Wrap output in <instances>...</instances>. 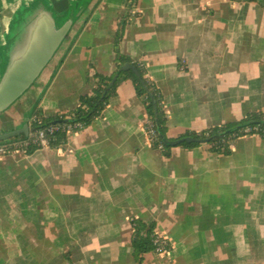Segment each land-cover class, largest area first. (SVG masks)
Instances as JSON below:
<instances>
[{
    "label": "crops",
    "instance_id": "1",
    "mask_svg": "<svg viewBox=\"0 0 264 264\" xmlns=\"http://www.w3.org/2000/svg\"><path fill=\"white\" fill-rule=\"evenodd\" d=\"M51 2L59 12L70 4ZM6 3L16 0H0V14ZM95 8L83 31L96 22L97 38L103 31L115 38L126 20L119 50L143 64L162 92L169 138L264 111V0H98ZM114 38L99 66L84 65L81 83L89 69L106 76L115 71ZM133 87L126 85V92L134 93ZM118 98L119 87L110 104ZM116 106L128 109L121 101ZM108 119L104 113L96 121ZM146 120L145 113L134 129L144 138L131 145L133 158H103L128 148L114 133L95 144L100 156L77 157L90 148L83 145L84 130L69 135L63 149L0 156V264H68L65 251L70 264H138L131 243L133 219L154 222L155 234L171 246L168 254H147L143 264H264V140L240 137L227 156L203 146H173L167 156L151 145ZM61 162L66 189L58 190ZM74 176L81 178L79 190H73ZM63 193L70 197L64 207L56 201ZM44 198L52 199L45 215L61 210L63 219L56 212L43 225L26 221V214L40 212ZM180 247L186 257L174 255ZM23 253L32 261L18 262ZM76 256L79 263L72 262Z\"/></svg>",
    "mask_w": 264,
    "mask_h": 264
},
{
    "label": "rangeland",
    "instance_id": "2",
    "mask_svg": "<svg viewBox=\"0 0 264 264\" xmlns=\"http://www.w3.org/2000/svg\"><path fill=\"white\" fill-rule=\"evenodd\" d=\"M87 2L88 4L85 5ZM97 3L98 0H82L81 5H78V7L80 6L78 9L80 16L74 23L69 36L65 39L57 51L54 59L45 68L40 77L35 81L34 85L17 102H15L10 107V109L0 115V134L18 130L25 123L30 122L33 117V113L37 108H40L46 117L70 113L77 107L78 99L80 98L79 96L87 92L89 93L96 85V80L94 79L93 74L99 73L100 71L98 69L91 71L90 69L93 68L92 65L99 66L101 64V56L103 55L104 50H108L112 46L114 38V35H112L111 31H103V36L97 38L96 34L99 33H97L98 26L96 22L93 23L94 26L92 29L83 31L87 25L89 16L96 9L95 7ZM92 56L96 58V61H91ZM89 64H92L88 71L89 73L88 75L84 74V82L81 83L84 65L88 67ZM57 65H59V68L62 67V71L59 73ZM126 85L133 87L130 81L122 82L119 86V98L114 99L110 104L113 106V108L111 110H105V115L109 116L107 123H103L102 121H94L92 124L77 130L78 133L82 132L83 130L84 132H87V134L82 137V141L83 145L90 146L89 149H86L83 152L80 151L77 155L75 154L77 157L86 161H90L100 156L102 153L99 147H96L95 144L100 139H106L109 136H112L113 133L116 138H119L120 142L127 143L128 148H124L118 152H112L108 156L105 154L103 158L117 159L122 158L127 154L131 158L134 157V151L131 145H133L134 141L138 140V137L141 139L144 138V136L141 137L140 135L135 134L134 129L143 119V116L146 113V107L145 104L137 96H135V92H126ZM120 101L123 102L128 108L127 110H119L123 109L122 106H116V103ZM118 130L120 132L119 134ZM154 150L161 153L157 148ZM28 170L31 176V174H33L32 167L30 166ZM65 175L66 167L64 163L61 162V164L58 165L57 173L58 190L66 189V183L63 181L66 177ZM75 178L77 181L73 182V190H79L82 188L83 184L81 182L80 176ZM16 185L17 184L14 182L13 186ZM27 186L28 185H26V190L28 191L29 186ZM32 195L33 189L31 188L30 194L26 193V204L28 200L31 201ZM43 200H45V202ZM69 200L70 197H68L67 194L64 196V193L60 195L58 194L56 198L57 203L62 207H64L65 203ZM72 200H75V198H72ZM37 202L39 201L37 200ZM50 202H52V199H42L40 202V212L38 213L35 210L30 215L26 214V221L33 218L35 221L43 222L41 224L43 225L44 222L47 221V218L50 217L52 219L56 212H58L57 217L63 219L64 214H62L61 210H56L55 213L51 211L50 215H45L44 210L49 206ZM53 205L54 204L50 205V207L52 208ZM27 209L29 210L31 207L26 206V210ZM55 222L57 224V229H59L62 224H60L57 220ZM43 228L44 232L48 235V228L45 226H43ZM36 248L37 247H34V249ZM68 253L70 252L65 251L66 256L63 255L62 257L65 259H63V261H66L68 264H70L69 262L71 260L70 256L68 257ZM175 254L176 256L179 254L180 257H186L187 255L184 251V247H180V250L174 253V255ZM59 257L60 256H58V259ZM28 258H30L32 261V255H26V253H23L22 259H19L18 262L29 263L26 261ZM72 262L79 263V256H76L75 259H72ZM57 263L60 264L59 261Z\"/></svg>",
    "mask_w": 264,
    "mask_h": 264
},
{
    "label": "trees",
    "instance_id": "3",
    "mask_svg": "<svg viewBox=\"0 0 264 264\" xmlns=\"http://www.w3.org/2000/svg\"><path fill=\"white\" fill-rule=\"evenodd\" d=\"M126 22V20H125ZM124 23L119 24L114 38V50L116 57L114 63L116 69L110 76L94 73L96 86L90 94L80 96L79 105L68 114H59L52 117H46L40 108L33 113L37 118L36 123L28 122L29 131L37 132L39 129H46L49 126L57 127L54 134H46L49 141V148L53 150L63 149L68 142L69 127L84 128L92 124L97 119L104 117L105 110L110 101L118 95V87L122 82L130 81L136 93V96L145 104L147 121L152 125L154 135L148 134L151 145L158 148L163 144L166 148L165 155H169V150L173 146L164 144L165 140L176 141L184 140L178 146L186 149H193L198 146L206 147L209 151L220 155H230L232 144L240 137L246 135H257L264 140V111L251 112L238 122L215 126L199 132L191 131L181 134L178 138L168 137V116L163 108L164 97L157 84L147 75V70L143 64L134 61L130 57L121 54L119 44L123 37ZM32 117V118H33ZM250 129L249 132L246 130ZM148 133V132H147ZM24 136L14 137L6 142H0V145L9 147L10 144L21 142ZM13 151H23L31 156L36 151L44 149L38 143H32L24 148H10ZM133 225V256L138 264H143L145 256L149 253H155L157 245L155 239V223L147 224L138 219L132 220ZM168 252L171 246L167 245Z\"/></svg>",
    "mask_w": 264,
    "mask_h": 264
},
{
    "label": "water",
    "instance_id": "4",
    "mask_svg": "<svg viewBox=\"0 0 264 264\" xmlns=\"http://www.w3.org/2000/svg\"><path fill=\"white\" fill-rule=\"evenodd\" d=\"M77 0L59 12L51 0H16L0 14V115L10 109L40 77L80 16ZM79 14V15H78ZM29 125L0 134V142L28 136ZM182 140L164 144L178 146Z\"/></svg>",
    "mask_w": 264,
    "mask_h": 264
},
{
    "label": "built area",
    "instance_id": "5",
    "mask_svg": "<svg viewBox=\"0 0 264 264\" xmlns=\"http://www.w3.org/2000/svg\"><path fill=\"white\" fill-rule=\"evenodd\" d=\"M32 123H36L37 122V118L33 117L31 119ZM145 131L150 135H154V131L152 129V125L149 121L146 120L145 122ZM57 131V127L55 126H49L46 129H39L37 132L35 133H31L29 131L28 136H24V140L21 142H16V143H12L9 145V147L7 146H3L0 145V156H5L8 154H12L16 151L11 150L10 148H14V147H20V148H24L32 143H38L40 144L42 147L44 148H49V141L47 140L46 134H54ZM247 132L250 131V129L246 130ZM77 132V127H73L70 126L69 127V131H68V135L74 134ZM150 141V140H149ZM161 153L165 154L166 153V148L163 144H159L158 148H157ZM155 244L158 246L155 253L156 254H168V249H167V245L168 242L166 239L161 238V237H157L155 240Z\"/></svg>",
    "mask_w": 264,
    "mask_h": 264
}]
</instances>
